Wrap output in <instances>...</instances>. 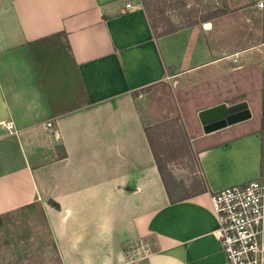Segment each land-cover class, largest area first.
Returning <instances> with one entry per match:
<instances>
[{
  "label": "crops",
  "instance_id": "0c3cea01",
  "mask_svg": "<svg viewBox=\"0 0 264 264\" xmlns=\"http://www.w3.org/2000/svg\"><path fill=\"white\" fill-rule=\"evenodd\" d=\"M131 1L0 0V217L44 207L65 264H226L209 196L262 170L264 63L259 104L200 108L250 116L198 134L203 185L170 201L137 100L220 58L204 23L154 35Z\"/></svg>",
  "mask_w": 264,
  "mask_h": 264
},
{
  "label": "rangeland",
  "instance_id": "374dc122",
  "mask_svg": "<svg viewBox=\"0 0 264 264\" xmlns=\"http://www.w3.org/2000/svg\"><path fill=\"white\" fill-rule=\"evenodd\" d=\"M136 1L157 32L204 23L208 42L220 58L211 69L174 76L145 89L137 100L161 180L178 198L203 185L196 161V149L201 146L198 134L202 132L197 111L222 99L246 97L257 104L261 100L256 89L262 79L259 63H264V4L241 5L242 0ZM240 101L248 107L246 100ZM43 209L31 206L0 217V264H65L63 244L49 230ZM136 243L125 244L126 251L136 252Z\"/></svg>",
  "mask_w": 264,
  "mask_h": 264
},
{
  "label": "built area",
  "instance_id": "2783aa9c",
  "mask_svg": "<svg viewBox=\"0 0 264 264\" xmlns=\"http://www.w3.org/2000/svg\"><path fill=\"white\" fill-rule=\"evenodd\" d=\"M137 5L126 2L121 10ZM209 201L226 264H264V167L256 177L212 191Z\"/></svg>",
  "mask_w": 264,
  "mask_h": 264
},
{
  "label": "water",
  "instance_id": "95a60500",
  "mask_svg": "<svg viewBox=\"0 0 264 264\" xmlns=\"http://www.w3.org/2000/svg\"><path fill=\"white\" fill-rule=\"evenodd\" d=\"M250 116L245 101L227 105L220 102L197 111V117L205 133L228 124L235 123Z\"/></svg>",
  "mask_w": 264,
  "mask_h": 264
},
{
  "label": "trees",
  "instance_id": "16d2710c",
  "mask_svg": "<svg viewBox=\"0 0 264 264\" xmlns=\"http://www.w3.org/2000/svg\"><path fill=\"white\" fill-rule=\"evenodd\" d=\"M145 12H146V11H145ZM146 14H147V17H148V19H149L150 26H151L152 29H153L154 35L165 34V33H168V32H171V31H174V30L178 29V28H174V29H170V30H168V31H164V32H157V31H156V28L154 27V24H153L152 21L150 20V18H149V16H148V13H147V12H146ZM195 23H197V22L188 23V24H185V25H183V26H187V25H191V24H195ZM146 136L148 137V141H150L149 136H148V133H147V128H146ZM154 158H155V157H154ZM156 161H157V160H156ZM157 166H158V165H157ZM158 169L160 170L159 166H158ZM164 184H165V183H164ZM165 187H166V190H167L168 197H169L170 201H173L174 198H173L171 192L167 189V186H166V185H165ZM49 202L52 203V204H54V202H53L52 200H49Z\"/></svg>",
  "mask_w": 264,
  "mask_h": 264
}]
</instances>
